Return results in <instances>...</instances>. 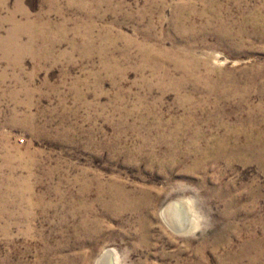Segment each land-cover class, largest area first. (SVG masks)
<instances>
[{"label":"rangeland","instance_id":"rangeland-1","mask_svg":"<svg viewBox=\"0 0 264 264\" xmlns=\"http://www.w3.org/2000/svg\"><path fill=\"white\" fill-rule=\"evenodd\" d=\"M107 250L264 264V0H0V264Z\"/></svg>","mask_w":264,"mask_h":264},{"label":"bare ground","instance_id":"bare-ground-1","mask_svg":"<svg viewBox=\"0 0 264 264\" xmlns=\"http://www.w3.org/2000/svg\"><path fill=\"white\" fill-rule=\"evenodd\" d=\"M185 208L183 204L179 201L170 203L164 208V213L169 219L170 223L176 225H182L185 222ZM174 226V225H173ZM111 252L110 250L105 251L98 259L99 264L110 263L111 262Z\"/></svg>","mask_w":264,"mask_h":264}]
</instances>
